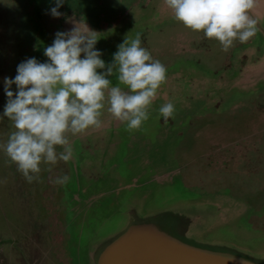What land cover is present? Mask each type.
I'll use <instances>...</instances> for the list:
<instances>
[{"label":"water","instance_id":"obj_1","mask_svg":"<svg viewBox=\"0 0 264 264\" xmlns=\"http://www.w3.org/2000/svg\"><path fill=\"white\" fill-rule=\"evenodd\" d=\"M253 12L259 30L241 51H249L254 58L242 67L211 77L195 63L176 62L166 71V81L157 89L148 119L139 128L129 130L103 111L100 129L75 136L67 133L70 143L109 141L111 147L105 154L113 171L107 183L116 177L113 196L102 202V212L90 221L94 235L81 247L80 264H264V233L249 226L250 206L227 190L210 193L190 187L188 191L170 156L179 141L177 133L185 132L186 115L212 109L220 100L227 105L233 95L238 98L264 88V0H259ZM134 14L126 23L107 29L71 15L61 31L84 25L96 31L94 47L106 61L97 72L106 74L113 52L125 37L130 40L146 27L176 20L163 0H154ZM115 76L106 78L115 84ZM120 87L128 92L125 85ZM169 101L175 108L174 125L159 121L158 108ZM87 223L85 217L82 225Z\"/></svg>","mask_w":264,"mask_h":264},{"label":"rangeland","instance_id":"obj_2","mask_svg":"<svg viewBox=\"0 0 264 264\" xmlns=\"http://www.w3.org/2000/svg\"><path fill=\"white\" fill-rule=\"evenodd\" d=\"M28 1L0 0V114H2L5 103L4 93L1 96L3 77L11 78L14 76L16 65L19 62L29 57H35L36 60L38 58L37 46L34 49L29 43L39 38L43 26L38 22L40 29L36 27V20L39 19V15L36 16L35 1L30 0V3ZM113 1L119 2L120 5L126 4L121 0ZM140 8L143 7H134V12H130L128 16L125 14L119 22L112 26L126 23V20L131 15H135L134 13ZM18 11L20 17L15 15ZM162 24H159L158 27H146L140 33H146L148 36L147 40L144 38L146 43L141 42V46L144 45L153 59L165 62V65L166 62L176 56L192 55L197 51L195 50L197 44L192 40H189L187 44L185 42L188 39L181 40L186 30L189 29L166 30L163 28L159 32V27ZM107 28L109 27L99 29ZM32 29L36 30L35 33H33L34 31L32 34L29 32L28 36L27 31H32ZM181 44H184L185 48H180ZM107 66H111L113 68L112 73L117 75V66L114 61ZM198 68L202 73L211 77H216L227 71V69H222L213 72L206 65L200 63ZM231 70L228 69V71ZM12 90L15 92L14 85ZM261 90L264 88L256 92L240 94L238 98L233 95L229 98L227 105L222 100L216 101L215 104L219 103L221 112L227 110L225 115L221 117L208 116L202 121L195 119L196 122H191L190 126L186 127L185 132L179 131L177 133L176 140L179 141L172 148L170 156H173L178 165L180 177L181 171L184 173V180L182 181L181 177V181L188 191L191 190L189 187H199L209 192H216L227 190L229 185H233L240 191L235 192L239 196H241V192L255 188L258 193L264 194V186L262 185L264 177H261L262 179L257 178L256 173L253 172V166L249 167L247 162L249 158L253 159L251 154L258 147L264 145V92L260 93ZM235 105L237 106L231 111L228 110ZM159 121L162 122L161 119ZM12 130L14 129H12L8 118L0 115V145L6 142L9 132ZM55 147L57 150L58 147ZM217 152L219 153L216 154ZM215 154L219 156L217 161L214 160ZM4 156L6 155L1 151L0 164L4 162ZM226 158H228L227 161ZM179 162L182 163L181 167ZM251 162L254 163L255 161ZM46 166L48 165L41 163L40 180L39 182L35 181V184L42 190L37 201L33 202V199L40 191L38 187L30 186L26 191L19 188V195L25 192L30 204L21 202L20 197V200L12 197L13 193L17 194V191H13L12 187L9 186L11 184L10 177L7 176L13 171H3L0 167V264H80L83 255L81 247L86 243L87 238L89 242L90 237L94 235V225H90V221L102 212V202L107 197L113 196L116 188L113 186V181L116 180V177L113 178L111 184L107 183L112 177L111 172L113 170L110 169L113 165L101 166L103 174L101 181L71 168L61 175H67L69 179L74 177V186L77 194L81 195V199L79 203H76L70 191L67 203L71 208L60 215L57 211L58 208H53L60 203V197L59 194L55 193L56 184H51V181L58 176V168L52 165L49 170ZM92 166L96 167V164ZM107 170L110 171L108 181L105 180ZM48 175H51L52 178L47 177ZM175 183H178L177 180ZM36 189L38 192L35 191ZM185 195L190 196L191 194ZM246 199L247 201L253 200V197L248 195ZM60 211L63 210L60 209ZM85 217L88 219V223L82 225ZM6 240L7 242H5ZM54 241L57 242L56 246Z\"/></svg>","mask_w":264,"mask_h":264},{"label":"clouds","instance_id":"obj_3","mask_svg":"<svg viewBox=\"0 0 264 264\" xmlns=\"http://www.w3.org/2000/svg\"><path fill=\"white\" fill-rule=\"evenodd\" d=\"M174 18L186 28L202 32L214 39L222 51L234 41L246 42L259 29L254 8L259 0H163ZM49 11L53 17L62 15L57 9L63 0H55ZM97 33L84 25L68 31H57L52 43L43 49L47 60L38 62L29 57L19 62L15 75L3 77L5 103L2 115L11 122L12 131L0 150L13 162L26 182H39L41 163L49 167L57 161L74 159L69 135L103 126V111L111 114L127 129L135 130L148 119V108L157 89L166 81V69L141 46V34L117 45L113 55L117 83L110 82L103 69L105 62L94 47ZM125 85V93L120 85ZM15 86V92L12 86ZM169 101L158 112L167 120L174 114ZM55 146H60L57 152ZM67 175L52 182L63 185Z\"/></svg>","mask_w":264,"mask_h":264},{"label":"flooded vegetation","instance_id":"obj_4","mask_svg":"<svg viewBox=\"0 0 264 264\" xmlns=\"http://www.w3.org/2000/svg\"><path fill=\"white\" fill-rule=\"evenodd\" d=\"M35 8H36V16L39 15V19L36 20V27L38 29L39 25L38 22H40L43 26L42 31L39 35V38H36L30 41L29 45L33 46L35 49V46H37V55H38V62H44L47 60V57L44 56L43 54V49L44 47L50 45L55 37V33L57 31H61L63 28V25L67 23V18L68 16H79L84 18V20L88 21L91 25L96 26V27H111L114 25L116 22H119L124 15L128 16L130 12H134L133 8L140 6V7H147L152 1L154 0H121L125 2L126 4L120 5L119 2L113 1V0H63V3L59 6L58 11L62 13L61 16L59 17H53L50 13V7H55L56 3L55 0H34ZM132 1V2H131ZM29 3L31 2L30 0L28 1ZM116 3V4H114ZM120 5V6H119ZM118 6V7H116ZM27 7V6H26ZM114 7V8H112ZM38 12V14H37ZM15 15L20 17L19 11L15 13ZM23 19V18H22ZM33 19V18H32ZM27 20V19H26ZM28 22V20H27ZM28 25V23H27ZM26 25V26H27ZM103 25V26H102ZM35 26V25H34ZM176 26V27H174ZM68 27V26H66ZM36 28V30H37ZM180 29V28H186L181 22L178 20H171L168 22H164L159 27V32L162 29ZM188 29V28H187ZM35 30V31H36ZM190 30V29H189ZM186 30V34L182 36L181 40H187L185 43L187 44L189 40H192L194 43H196V49L192 55H183L182 57L176 56L173 59H171L169 62L160 61L166 71L169 70L170 67L174 66L176 62L182 61V62H192L195 63L196 65L204 64L208 68L211 69L213 72H218L222 69H229L231 70L235 66L242 67L246 60L248 61L249 59H253L254 56L249 57L250 53L249 51H241L242 47L251 44L252 39L254 38V35L250 37L246 42L240 43L238 41H234L233 46L230 47L227 51H222L220 44L215 41L214 39L210 38H205L202 32H196L191 30ZM27 31V30H26ZM34 30L32 31H27L28 36L29 32L32 34ZM35 31L33 33H35ZM145 32H148L145 30ZM141 42H145L148 39L146 33L141 34ZM150 36V34H149ZM190 38V39H189ZM146 43V42H145ZM148 46V44H146ZM144 47V45H143ZM180 48H185L184 44H181ZM260 49L259 47L257 48V52H259ZM24 56V55H21ZM27 58V56H25ZM184 58V59H183ZM264 90H261L260 93H263ZM3 90L1 92L2 96ZM241 104V103H239ZM237 104V105H239ZM244 105H247L245 103H242ZM237 105L231 107L230 110ZM221 109L219 108V103L215 104L212 109L209 107H205L197 112H194L192 115H186L185 117H189L187 126H190L191 122H193L195 119H201L204 120V118L208 116H223L226 114V111H220ZM173 117V116H172ZM172 117H169L167 120L161 117L162 122L168 121L169 124L174 125V119ZM196 121H194L195 123ZM186 126V127H187ZM186 134V133H185ZM185 137V136H184ZM182 138V140L184 139ZM3 140V139H2ZM181 140V141H182ZM73 146L74 150V159L70 160L69 162H63V161H57L55 166L58 168V176L64 173V171H68L71 168L76 169L77 172H82L83 174H86L90 178H98V181H101L102 178V167L107 165L106 161V152L108 149L111 147L109 144V141H106L104 138H98L93 141L91 140H86L85 142H76V143H71ZM57 152L61 151V147L57 146ZM226 149V148H225ZM264 145L262 147H258L252 154L251 157L247 160L249 167L253 166V172L256 173V177L259 179H262L261 177H264ZM2 151V150H1ZM0 151V152H1ZM3 152V151H2ZM106 153V154H105ZM217 152L216 154H218ZM4 154V152H3ZM109 154V153H108ZM215 154V161L219 159V156ZM228 155V154H225ZM5 160L3 163L0 164V167L4 171H9L12 170L13 172L8 175L7 177H10V182L11 184L9 185L12 187L13 191H17V194L12 195L14 199H21V202H25L26 204H30V200L25 194V192H22L21 195H19L20 190L26 191L27 189L30 188V186H36L38 185L35 184V180L31 183H28L25 181L23 176L20 174V172L17 171L16 166L13 162L10 161V159L7 156H4ZM228 158H226L227 161ZM184 160V158H183ZM251 161H255L254 163ZM185 163V161H184ZM93 164H96V167L92 166ZM182 164V163H181ZM181 164L179 162V166L181 167ZM47 169H49V166H46ZM50 170V169H49ZM181 171V170H180ZM109 170H107L105 174V180L108 181L110 178L109 175ZM55 175V174H54ZM57 176V177H58ZM184 173L181 171V177L182 181L184 180ZM6 177V178H7ZM47 177H51V175H48ZM49 181H51L49 179ZM261 182V181H260ZM52 185H55L51 181ZM43 185V184H42ZM46 185L48 183L46 182ZM71 185V186H70ZM261 185V184H260ZM264 186V183L262 184ZM184 186V185H183ZM229 189H227L228 193L233 195L235 198L242 199L245 201L247 205L250 206L252 209V214L249 215L247 222L249 226L257 231L264 232V200L262 201V198L264 197L263 193H258L257 189H248L247 192L243 193L241 192V196L236 195L235 192H240L238 188L234 187L233 185H229ZM185 187V186H184ZM20 188V190H19ZM187 189V187H185ZM190 188V187H189ZM40 190L39 193H37L36 198L33 199L34 201H37V199L40 197L41 194V189L38 187ZM38 189L35 191L38 192ZM71 189V190H70ZM19 191V192H18ZM70 191L73 195V198H75L76 203H79L81 199V195L77 194V190L75 189L74 186V177L71 179H68V181L63 184L59 185L56 184L55 188V193L59 194L58 196L60 197V203L55 205L53 208L57 209L59 211L60 215H63L64 211L67 209L71 208L69 203H67V200L69 198ZM206 191V190H205ZM209 192V191H206ZM218 192V191H216ZM210 193H214L213 191H210ZM18 195V197H17ZM253 197V200H248L247 201V196ZM263 196V197H262ZM19 199V200H20ZM52 208V206H51ZM81 208V207H80ZM62 209L63 211H60ZM65 232V231H64ZM66 234V232H65ZM64 235V233H63ZM63 237V236H61ZM7 242V240L5 241ZM61 243V242H60ZM59 243V244H60ZM54 245H57V242L54 241ZM10 248V247H9ZM64 252V249H62ZM66 252V251H65Z\"/></svg>","mask_w":264,"mask_h":264},{"label":"bare ground","instance_id":"obj_5","mask_svg":"<svg viewBox=\"0 0 264 264\" xmlns=\"http://www.w3.org/2000/svg\"><path fill=\"white\" fill-rule=\"evenodd\" d=\"M264 233V232H263Z\"/></svg>","mask_w":264,"mask_h":264}]
</instances>
